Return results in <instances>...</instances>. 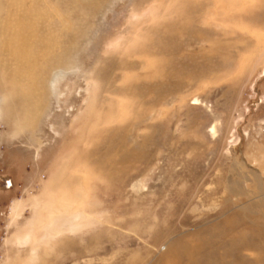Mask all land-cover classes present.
<instances>
[{"label":"rangeland","instance_id":"1","mask_svg":"<svg viewBox=\"0 0 264 264\" xmlns=\"http://www.w3.org/2000/svg\"><path fill=\"white\" fill-rule=\"evenodd\" d=\"M43 1L41 91L0 45V264H264V0Z\"/></svg>","mask_w":264,"mask_h":264},{"label":"bare ground","instance_id":"2","mask_svg":"<svg viewBox=\"0 0 264 264\" xmlns=\"http://www.w3.org/2000/svg\"><path fill=\"white\" fill-rule=\"evenodd\" d=\"M4 1H6V3H7V7H9V8H11L12 6H15V4L17 3V5H19V4H21L22 5V9H23V11H24V13L22 12V14L21 15H19L18 17H16V18H14V17H11V14L13 13V12H11L10 10H8V11H5V15L4 16H2V17H0V29H1V31H2V29H5V30H7V31H9L10 32V38L6 41H4V42H1V48L4 50V52H6V55H7V53H9V57H10V61H11V63L13 62L15 65H16V67L14 68H12V67H9V69L11 68V75H10V77H11V79H10V83H11V87H10V89H8V90H10V93H11V95H14L15 93H17V91L18 90H20L21 92L20 93H23V94H21V95H26L25 97H26V99H27V97H29V96H31L32 94V91H31V88L32 87H37V84L35 83L36 82V80H38V77L37 76H35V74H36V70L34 71L35 73H34V76L32 77V75L31 76H29V84L28 85H30L29 87H30V89L29 90H23L22 89V82H20V81H18L17 80V77L18 76H21V77H23V78H25V79H23L24 81H28V79L24 76V74H26V73H23V69H22V66L23 65H30V61L32 60L31 58H32V56L34 55H32V56H30V57H28V53L29 52H26L27 51V48H26V45H25V42H24V40H23V37H21L26 31H28L29 30V28H33V27H35V25H34V23H33V21H31L30 19H29V17L31 16V17H33V19H38L39 20V16H41L42 17V15L41 14H44V12H46V10H44V9H42L41 7H39V5H42V2H44L43 0H4ZM56 1V0H55ZM83 1L82 0H77V4L78 5H80V3H82ZM0 3H1V1H0ZM4 3V2H3ZM2 3V4H3ZM198 3V2H197ZM213 4V3H212ZM45 5V4H44ZM49 6L51 5V4H48ZM53 5V4H52ZM193 5H195V4H193ZM34 6H36V7H34ZM1 7V6H0ZM32 7H34V8H32ZM52 7V6H51ZM194 8V7H193ZM1 9H2V7H1ZM21 9V8H20ZM18 9L16 8L15 9V11L16 12H18L17 11ZM49 10V9H48ZM56 10V9H55ZM21 12V11H20ZM19 12V13H20ZM190 13V12H189ZM0 14H2V11H1V13ZM60 14V13H59ZM186 14V13H185ZM46 15V14H45ZM46 17V16H45ZM49 21H50V19L48 20V22L47 23H49ZM60 21V20H59ZM43 24V23H42ZM41 24V25H42ZM60 24V23H59ZM47 25V24H46ZM45 25V26H46ZM51 25V23H49L48 24V27ZM40 26V25H39ZM47 27V26H46ZM68 27V26H67ZM36 28V27H35ZM42 28V27H41ZM50 28V27H49ZM48 28V29H49ZM52 28V27H51ZM58 28V27H57ZM69 28H70V25H69ZM47 29V30H48ZM39 30V29H38ZM41 30V29H40ZM6 32V31H5ZM45 32V31H44ZM1 33V32H0ZM33 33V32H32ZM41 33V32H40ZM50 33H51V31H50ZM3 34V32L1 33V35ZM38 35H39V33H37ZM1 35H0V37H1ZM5 35V34H4ZM42 34H40V36H41ZM49 34H47V36H48ZM8 36V35H7ZM42 37V36H41ZM71 38V37H70ZM7 39V38H6ZM40 39H42V38H39V41H40ZM45 40V39H44ZM43 40V41H44ZM70 40V39H69ZM33 41H35V40H33ZM29 42V41H28ZM32 42V41H31ZM40 43V42H39ZM42 43V42H41ZM48 44H50V43H48ZM31 46V45H30ZM32 46H33V43H32ZM58 46V45H57ZM61 46V45H60ZM48 47V46H47ZM41 48V47H40ZM43 48V47H42ZM1 49V50H2ZM34 49V48H33ZM45 49V48H44ZM48 49V48H47ZM58 49H60V48H58ZM29 50H31V49H29ZM41 50V49H40ZM36 51H38L37 49H36ZM60 51V50H59ZM57 52V51H56ZM2 53V52H1ZM55 53V52H54ZM60 53V52H59ZM57 54H58V52H57ZM5 55V54H4ZM36 55V54H35ZM54 55V54H53ZM59 56H61V55H59ZM57 57V58H54L55 59V61H60V63H61V61H63L60 57ZM6 57V56H5ZM42 57V56H41ZM51 57H52V55H51ZM50 57V58H51ZM62 57V56H61ZM43 58H45V57H43ZM47 58V57H46ZM3 59H4V56H3ZM34 59V58H33ZM52 59V58H51ZM50 59V62H54V59L53 60H51ZM5 60V59H4ZM9 60V58L7 59V61ZM2 62V61H1ZM32 62V61H31ZM37 62V61H36ZM45 62V61H44ZM35 63V62H34ZM8 64V63H7ZM36 64V63H35ZM59 64V63H58ZM34 65V64H33ZM32 65V66H33ZM39 65V64H38ZM54 65H56L55 63L54 64H51L50 66H54ZM3 66V65H2ZM36 66V65H35ZM58 67H60V65L58 66ZM5 68H6V66H5ZM38 68H40V70L42 71V73L43 72H45V70H48L47 68H46V64H41L40 66H38ZM25 69V68H24ZM52 69V68H51ZM50 69V70H51ZM4 70V69H3ZM31 70V69H30ZM13 71H14V73H17V74H14L13 73ZM50 72V71H49ZM62 72V70H60V69H54V70H52V74H56V75H59L60 73ZM13 74V75H12ZM44 75H45V73H43ZM39 75V74H38ZM49 76V75H48ZM47 76V77H48ZM39 77H40V75H39ZM43 78V77H42ZM50 80V79H49ZM40 81V80H39ZM38 81V82H39ZM40 84V87H37L38 89H36L37 91L39 90V91H41V88H42V82L41 83H39ZM38 84V85H39ZM16 89H18V90H16ZM38 91V92H39ZM36 92V91H35ZM34 92V93H35ZM9 95V94H8ZM38 95V94H37ZM25 97H24V101L25 102H28V101H30V99L29 100H26L25 99ZM41 97H42V95H41ZM38 98H40L39 97V95H38ZM38 98H36V102H35V104H38L37 102H39V100L37 101V99ZM23 101V100H22ZM32 102V101H31ZM35 104H34V107H35ZM39 104L41 105V103L39 102ZM26 105H27V103H26ZM30 106V105H29ZM38 108V107H37ZM36 108V109H37ZM29 113V111H26V115ZM29 116V115H28ZM24 122H23V124L25 123V124H28L29 123V121L27 120V118H25L24 120H23ZM256 174V173H255ZM258 177V175H255V177ZM256 179V178H255ZM58 230V229H57Z\"/></svg>","mask_w":264,"mask_h":264},{"label":"flooded vegetation","instance_id":"3","mask_svg":"<svg viewBox=\"0 0 264 264\" xmlns=\"http://www.w3.org/2000/svg\"><path fill=\"white\" fill-rule=\"evenodd\" d=\"M3 179H4V182H5V185H1L0 187L9 188L10 186L8 187V185H6V184H9V182L11 181V180H10L11 178H8V177H5V178H4V177H3ZM11 186H12V185H11Z\"/></svg>","mask_w":264,"mask_h":264}]
</instances>
